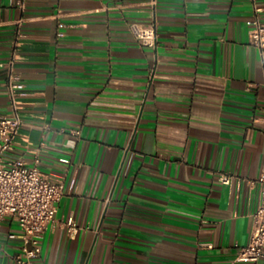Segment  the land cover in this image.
Masks as SVG:
<instances>
[{"label":"crops","instance_id":"crops-1","mask_svg":"<svg viewBox=\"0 0 264 264\" xmlns=\"http://www.w3.org/2000/svg\"><path fill=\"white\" fill-rule=\"evenodd\" d=\"M254 6L264 21V0H0V64L15 56L26 93L7 156L76 180L34 264H264L235 261L264 171ZM152 20L158 44L142 46L129 23ZM8 75L1 114L15 111ZM10 233L12 217L0 264H18Z\"/></svg>","mask_w":264,"mask_h":264},{"label":"built area","instance_id":"built-area-1","mask_svg":"<svg viewBox=\"0 0 264 264\" xmlns=\"http://www.w3.org/2000/svg\"><path fill=\"white\" fill-rule=\"evenodd\" d=\"M261 10L254 6L250 41L258 49L264 66V21L260 17ZM129 28L142 46H157L158 29L154 20L148 23L131 21ZM22 36L19 34L17 39ZM0 65L8 68L7 85L15 108L13 114L0 113V223L8 217L17 220L21 234H9L11 238L22 239L20 252L16 255L17 263L34 264V259L41 254V242L46 230L57 223L58 202L66 192L74 189L76 180L67 183L63 178L44 172L38 160L30 164L22 157L7 156L15 150L16 138L23 125V119L17 110V98L26 93L21 75L15 69V56ZM261 120L264 123V115ZM74 133L79 135L80 130H75ZM232 178L233 175L229 173H222L220 176L221 181L227 184L231 183ZM258 182L261 190L260 204L253 217L249 242L237 245L235 261L238 262H256L264 252V171ZM65 225L70 234L79 229L73 217H69Z\"/></svg>","mask_w":264,"mask_h":264}]
</instances>
